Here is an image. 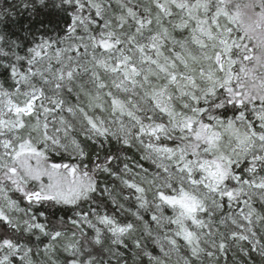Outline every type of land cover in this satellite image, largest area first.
<instances>
[{"label":"snow or ice","instance_id":"obj_1","mask_svg":"<svg viewBox=\"0 0 264 264\" xmlns=\"http://www.w3.org/2000/svg\"><path fill=\"white\" fill-rule=\"evenodd\" d=\"M0 264H264V0H0Z\"/></svg>","mask_w":264,"mask_h":264},{"label":"trees","instance_id":"obj_2","mask_svg":"<svg viewBox=\"0 0 264 264\" xmlns=\"http://www.w3.org/2000/svg\"><path fill=\"white\" fill-rule=\"evenodd\" d=\"M29 23V18L24 16V17H18V22L13 26L14 30L15 28L19 27L20 25H24Z\"/></svg>","mask_w":264,"mask_h":264}]
</instances>
